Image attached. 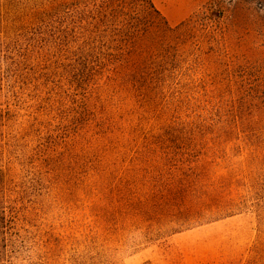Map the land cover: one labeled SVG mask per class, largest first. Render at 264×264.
<instances>
[{
  "label": "rangeland",
  "instance_id": "1",
  "mask_svg": "<svg viewBox=\"0 0 264 264\" xmlns=\"http://www.w3.org/2000/svg\"><path fill=\"white\" fill-rule=\"evenodd\" d=\"M56 1L0 0V264L264 256V0H202L175 29L134 11L82 86L68 14L38 13ZM158 61L176 68L140 78Z\"/></svg>",
  "mask_w": 264,
  "mask_h": 264
},
{
  "label": "trees",
  "instance_id": "2",
  "mask_svg": "<svg viewBox=\"0 0 264 264\" xmlns=\"http://www.w3.org/2000/svg\"><path fill=\"white\" fill-rule=\"evenodd\" d=\"M134 11L162 14L152 0H58L50 8L38 13L42 16L53 13L68 14L66 18L69 26L65 36L69 41L77 43L76 49L71 51L74 55V63L70 69L72 83L81 85L87 80V76L101 73L104 68L117 62L127 50V39L137 35L140 30L139 18ZM164 20L169 26L168 21ZM182 24L180 22L175 27L168 28L175 29ZM156 64L157 67H153L155 64L152 62L142 66L138 64L137 73L140 78L154 79L157 70L173 72L176 68L173 61H158ZM56 67L45 72V75L50 79L53 73L57 75ZM259 99L260 102L255 105L259 109L261 120H264V95ZM247 264H264V256L252 259Z\"/></svg>",
  "mask_w": 264,
  "mask_h": 264
},
{
  "label": "crops",
  "instance_id": "3",
  "mask_svg": "<svg viewBox=\"0 0 264 264\" xmlns=\"http://www.w3.org/2000/svg\"><path fill=\"white\" fill-rule=\"evenodd\" d=\"M155 6L170 23H178L193 13L202 0H153Z\"/></svg>",
  "mask_w": 264,
  "mask_h": 264
}]
</instances>
